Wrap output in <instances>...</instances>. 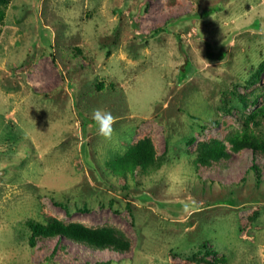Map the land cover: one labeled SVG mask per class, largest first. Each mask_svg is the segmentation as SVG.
<instances>
[{
    "label": "rangeland",
    "instance_id": "374dc122",
    "mask_svg": "<svg viewBox=\"0 0 264 264\" xmlns=\"http://www.w3.org/2000/svg\"><path fill=\"white\" fill-rule=\"evenodd\" d=\"M248 136L264 139V0H0V264H264ZM140 142L152 167L117 172ZM53 222L126 249L34 233Z\"/></svg>",
    "mask_w": 264,
    "mask_h": 264
},
{
    "label": "trees",
    "instance_id": "16d2710c",
    "mask_svg": "<svg viewBox=\"0 0 264 264\" xmlns=\"http://www.w3.org/2000/svg\"><path fill=\"white\" fill-rule=\"evenodd\" d=\"M187 63V62H186ZM263 65L261 64L260 68ZM244 102V101H243ZM242 147H248L252 150L259 149L261 152H264V139L259 137H245L240 141ZM153 149L144 142L138 143L133 149L127 153L126 158L120 162L113 163V167L117 172L123 173L124 175H131V170L140 166L144 171L149 170L152 165L155 163ZM228 156L223 145L220 143L216 144V147L211 151V153L205 158L207 161L217 160L221 157ZM253 170L259 172L258 169L253 166ZM258 174V173H257ZM259 176V174H258ZM35 227V229L33 228ZM35 234H53L55 232H60L65 234L69 239L78 242L84 243L85 245L92 247H111L116 250H124L126 246L122 245V241L116 237L112 230L107 229H83L78 225H70L68 227H61L57 222H53L47 226H38L32 225Z\"/></svg>",
    "mask_w": 264,
    "mask_h": 264
},
{
    "label": "clouds",
    "instance_id": "9594fccd",
    "mask_svg": "<svg viewBox=\"0 0 264 264\" xmlns=\"http://www.w3.org/2000/svg\"><path fill=\"white\" fill-rule=\"evenodd\" d=\"M92 119L98 125V134L106 141H113L115 136L113 126L116 124L117 118L111 112L97 108L93 110Z\"/></svg>",
    "mask_w": 264,
    "mask_h": 264
}]
</instances>
